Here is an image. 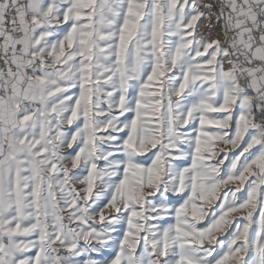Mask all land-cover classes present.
Segmentation results:
<instances>
[{"label": "snow or ice", "instance_id": "obj_1", "mask_svg": "<svg viewBox=\"0 0 264 264\" xmlns=\"http://www.w3.org/2000/svg\"><path fill=\"white\" fill-rule=\"evenodd\" d=\"M0 264H264V0H0Z\"/></svg>", "mask_w": 264, "mask_h": 264}, {"label": "rangeland", "instance_id": "obj_2", "mask_svg": "<svg viewBox=\"0 0 264 264\" xmlns=\"http://www.w3.org/2000/svg\"><path fill=\"white\" fill-rule=\"evenodd\" d=\"M203 3H215V0H202ZM216 14L215 8L209 14V19L202 18L199 23L198 34L206 39L219 38L223 41L220 24L214 19ZM211 24V27L209 25Z\"/></svg>", "mask_w": 264, "mask_h": 264}]
</instances>
